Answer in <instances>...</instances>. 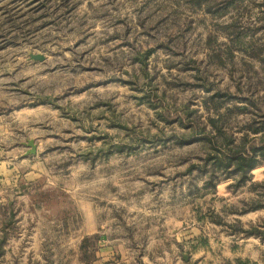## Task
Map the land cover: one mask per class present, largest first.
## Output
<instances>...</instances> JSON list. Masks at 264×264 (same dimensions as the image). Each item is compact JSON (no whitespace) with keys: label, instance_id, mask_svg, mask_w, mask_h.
Masks as SVG:
<instances>
[{"label":"rangeland","instance_id":"1","mask_svg":"<svg viewBox=\"0 0 264 264\" xmlns=\"http://www.w3.org/2000/svg\"><path fill=\"white\" fill-rule=\"evenodd\" d=\"M262 119L264 0H0V264H264Z\"/></svg>","mask_w":264,"mask_h":264},{"label":"trees","instance_id":"2","mask_svg":"<svg viewBox=\"0 0 264 264\" xmlns=\"http://www.w3.org/2000/svg\"><path fill=\"white\" fill-rule=\"evenodd\" d=\"M210 98L212 99V96H210ZM240 108H242V106ZM259 123L260 124L254 125V123L249 122L248 128L250 132L243 131L239 139L234 136L233 132L227 133L222 127L214 123L217 134L215 133L209 137L214 149L211 153H208L206 157V160L210 162V171L207 172L210 179L207 185L213 184V174L218 170L227 174H236L237 183H241L248 179L249 172L252 168L264 161V119L260 120ZM251 132L254 134L252 137H250ZM219 135L224 136L225 139L222 141L218 140ZM255 139L259 141L255 142ZM248 142H250V144H248ZM204 166L205 165L199 164L201 169ZM246 233L256 234L264 239V230H261L257 225L247 230Z\"/></svg>","mask_w":264,"mask_h":264},{"label":"water","instance_id":"3","mask_svg":"<svg viewBox=\"0 0 264 264\" xmlns=\"http://www.w3.org/2000/svg\"><path fill=\"white\" fill-rule=\"evenodd\" d=\"M31 57L34 59H37V60H43L45 56L43 54H40V53H38V54L31 53ZM29 144L31 146V149L29 150L30 153H35L36 149H37L35 142L33 140H30Z\"/></svg>","mask_w":264,"mask_h":264}]
</instances>
